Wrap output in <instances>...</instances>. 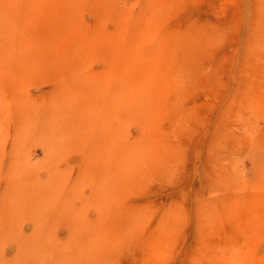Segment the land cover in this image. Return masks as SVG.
<instances>
[{"label": "rangeland", "instance_id": "374dc122", "mask_svg": "<svg viewBox=\"0 0 264 264\" xmlns=\"http://www.w3.org/2000/svg\"><path fill=\"white\" fill-rule=\"evenodd\" d=\"M0 264H264V0H0Z\"/></svg>", "mask_w": 264, "mask_h": 264}]
</instances>
